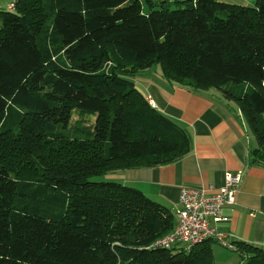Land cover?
<instances>
[{
  "label": "trees",
  "instance_id": "obj_1",
  "mask_svg": "<svg viewBox=\"0 0 264 264\" xmlns=\"http://www.w3.org/2000/svg\"><path fill=\"white\" fill-rule=\"evenodd\" d=\"M12 2L0 7V264H214L208 246L150 247L177 211L104 175L191 150L132 79L156 64L234 99L264 166V0ZM234 244L264 264L261 247Z\"/></svg>",
  "mask_w": 264,
  "mask_h": 264
},
{
  "label": "crops",
  "instance_id": "obj_2",
  "mask_svg": "<svg viewBox=\"0 0 264 264\" xmlns=\"http://www.w3.org/2000/svg\"><path fill=\"white\" fill-rule=\"evenodd\" d=\"M233 4H253L255 0H218ZM12 0H0V7L10 8ZM132 79L150 104L170 116L188 133L191 150L181 159L164 165L123 168L104 175L139 188L146 195L165 202L178 211L183 187H197L207 194L224 183L227 171H240L242 182L235 203L225 205L227 219L217 228L226 239L244 241L264 250V166L249 161L253 138L237 103L223 89L196 90L167 80L154 65L136 73ZM213 185V189L209 186ZM214 264H243L236 249L215 239Z\"/></svg>",
  "mask_w": 264,
  "mask_h": 264
},
{
  "label": "built area",
  "instance_id": "obj_3",
  "mask_svg": "<svg viewBox=\"0 0 264 264\" xmlns=\"http://www.w3.org/2000/svg\"><path fill=\"white\" fill-rule=\"evenodd\" d=\"M10 7H13V2ZM241 182L240 171H227L223 185L211 194H207L203 188L183 187L175 228L169 234L153 241L150 247H169L174 244L189 252L203 241L215 239L233 249L234 245L226 239L227 235L217 228V224L227 219L223 216L222 209L225 205L235 203ZM213 187L210 185L209 189Z\"/></svg>",
  "mask_w": 264,
  "mask_h": 264
},
{
  "label": "rangeland",
  "instance_id": "obj_4",
  "mask_svg": "<svg viewBox=\"0 0 264 264\" xmlns=\"http://www.w3.org/2000/svg\"><path fill=\"white\" fill-rule=\"evenodd\" d=\"M8 1H10V0H8ZM179 1H184V0H179ZM113 64H114V61L113 60H111V59H108V61H106V63L104 64V69L105 70H108L109 69V67H111V66H113ZM155 67H157V69H160V71H162V68H161V65L160 64H156V65H154ZM163 73V72H162ZM233 84H231L230 86H228V88H231V86H232ZM235 86V85H234ZM233 86V87H234ZM225 93V92H224ZM232 99V98H231ZM234 100V99H233ZM235 101V100H234ZM236 102V101H235ZM238 105V104H237ZM238 108H239V114H240V116H242L243 117V119H244V121H245V123H246V125H247V127H248V131H249V133L251 134V136H252V138H253V147H255V146H257L258 145V140H257V138H256V136L254 135V133H253V131H252V128L250 127V125H249V122L247 121V119L245 118V116H244V114H243V112H242V110L240 109V107H239V105H238ZM97 179H102L101 177H97ZM179 206H180V204H179ZM208 241V240H207ZM207 241H203L202 243H200V244H198L197 246H196V248H199V247H202V246H209L210 244L212 245L213 244V247L214 248H216V243H214V242H207ZM213 247H212V251H213V253H214V255H216L215 254V252H214V249H213Z\"/></svg>",
  "mask_w": 264,
  "mask_h": 264
}]
</instances>
